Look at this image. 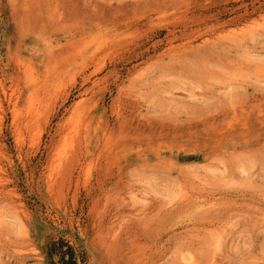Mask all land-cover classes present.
<instances>
[{
  "label": "rangeland",
  "instance_id": "rangeland-1",
  "mask_svg": "<svg viewBox=\"0 0 264 264\" xmlns=\"http://www.w3.org/2000/svg\"><path fill=\"white\" fill-rule=\"evenodd\" d=\"M59 238L264 264V0H0V264Z\"/></svg>",
  "mask_w": 264,
  "mask_h": 264
},
{
  "label": "trees",
  "instance_id": "trees-1",
  "mask_svg": "<svg viewBox=\"0 0 264 264\" xmlns=\"http://www.w3.org/2000/svg\"><path fill=\"white\" fill-rule=\"evenodd\" d=\"M46 249L48 264H77L73 247L62 238L49 242Z\"/></svg>",
  "mask_w": 264,
  "mask_h": 264
},
{
  "label": "bare ground",
  "instance_id": "bare-ground-1",
  "mask_svg": "<svg viewBox=\"0 0 264 264\" xmlns=\"http://www.w3.org/2000/svg\"><path fill=\"white\" fill-rule=\"evenodd\" d=\"M101 46H102V45H101ZM94 47H95V46H94ZM30 108L32 109V107H30ZM28 109H29V108H28ZM31 109H30V110H31ZM30 110H28V111H30ZM32 111H33V110H32Z\"/></svg>",
  "mask_w": 264,
  "mask_h": 264
}]
</instances>
